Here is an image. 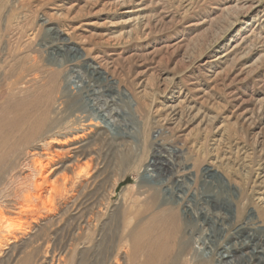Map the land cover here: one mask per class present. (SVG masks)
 Here are the masks:
<instances>
[{
	"label": "rangeland",
	"instance_id": "374dc122",
	"mask_svg": "<svg viewBox=\"0 0 264 264\" xmlns=\"http://www.w3.org/2000/svg\"><path fill=\"white\" fill-rule=\"evenodd\" d=\"M175 212L161 264H264V0H0V264H143Z\"/></svg>",
	"mask_w": 264,
	"mask_h": 264
},
{
	"label": "bare ground",
	"instance_id": "6f19581e",
	"mask_svg": "<svg viewBox=\"0 0 264 264\" xmlns=\"http://www.w3.org/2000/svg\"><path fill=\"white\" fill-rule=\"evenodd\" d=\"M178 106V105H177ZM53 144V143H52ZM71 150V149H70ZM50 163L45 165V167L41 166L40 167V172L43 174H46L47 176L43 177L41 176L39 184L35 185V190L38 191L39 196H36V199H40L41 196H44L49 193V190L51 189L49 180H51L50 176L53 174L54 168H50ZM70 166V165H69ZM71 167V166H70ZM56 168V167H55ZM53 169V170H52ZM50 170V171H49ZM35 198V197H33ZM187 212V211H186ZM166 223L169 226L171 230V238L168 235V238H165L163 235L161 237L154 238L152 240H147V242L144 243H139L140 240L144 238L145 232L143 229L137 230L133 233L132 235V240L134 242V248L133 251L139 252L140 250H143V252L146 254L147 258L143 264H161V262H164L161 257L164 254L171 255V254H178L177 256L179 257L180 254L184 253V248L182 247V243L179 246L175 244L176 242V234L180 232V225L177 223L178 219V214L175 212L173 215L170 217H166ZM168 240L173 241V245L171 246H166V242ZM164 241V242H163ZM255 253V252H254ZM227 258V257H225ZM177 258L172 257L169 260H165L164 264H174Z\"/></svg>",
	"mask_w": 264,
	"mask_h": 264
}]
</instances>
